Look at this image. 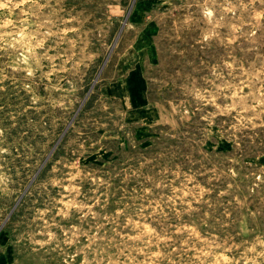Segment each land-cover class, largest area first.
Wrapping results in <instances>:
<instances>
[{
  "label": "rangeland",
  "instance_id": "1",
  "mask_svg": "<svg viewBox=\"0 0 264 264\" xmlns=\"http://www.w3.org/2000/svg\"><path fill=\"white\" fill-rule=\"evenodd\" d=\"M0 264H264V0H0Z\"/></svg>",
  "mask_w": 264,
  "mask_h": 264
},
{
  "label": "crops",
  "instance_id": "2",
  "mask_svg": "<svg viewBox=\"0 0 264 264\" xmlns=\"http://www.w3.org/2000/svg\"><path fill=\"white\" fill-rule=\"evenodd\" d=\"M132 75L134 76V74ZM138 79H139L140 84L138 85L137 88L133 86L132 89L125 90L124 94L122 95L117 94V96L122 99V102L125 105L127 110H130L138 106H142L146 102L145 82H143V80L140 79V76L138 77ZM126 81H128V78Z\"/></svg>",
  "mask_w": 264,
  "mask_h": 264
}]
</instances>
